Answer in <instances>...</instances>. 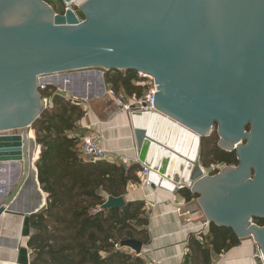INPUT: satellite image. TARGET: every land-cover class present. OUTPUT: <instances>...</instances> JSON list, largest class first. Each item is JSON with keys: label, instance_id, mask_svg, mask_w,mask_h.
Masks as SVG:
<instances>
[{"label": "water", "instance_id": "obj_1", "mask_svg": "<svg viewBox=\"0 0 264 264\" xmlns=\"http://www.w3.org/2000/svg\"><path fill=\"white\" fill-rule=\"evenodd\" d=\"M60 1L63 13L45 0H0V168L21 167L0 217L31 174L36 185L39 149L30 133L43 111L42 78L133 71L157 90V114H131L138 162L173 193L198 195L205 221L253 240L264 264V226L254 224L264 219V0ZM214 131L238 164L210 176L201 140ZM41 203L23 216L39 213ZM124 206L122 197H108L101 209ZM119 247L142 252L135 240Z\"/></svg>", "mask_w": 264, "mask_h": 264}, {"label": "trees", "instance_id": "obj_2", "mask_svg": "<svg viewBox=\"0 0 264 264\" xmlns=\"http://www.w3.org/2000/svg\"><path fill=\"white\" fill-rule=\"evenodd\" d=\"M45 1L53 7L51 1ZM103 78L115 96L121 91L140 96L146 90L136 85L133 71H106ZM39 93L41 99H51V107L43 109L31 127L40 148L35 163L37 183L46 201L44 208L29 218L33 234L27 246L36 251L30 264H145L142 258L119 248L123 241L135 240L142 247L148 243L145 204L128 202L122 209H101L106 198L122 197L128 184L139 182L140 166L83 160L75 125L85 116L84 110L55 95L53 86ZM217 144L215 131L201 140L202 165L237 166L235 153L225 152ZM179 194L186 202L198 198L188 189ZM254 224L262 227L264 219L254 220ZM239 243L230 229L210 224L206 234L189 236L188 262L214 264L215 257Z\"/></svg>", "mask_w": 264, "mask_h": 264}, {"label": "crops", "instance_id": "obj_3", "mask_svg": "<svg viewBox=\"0 0 264 264\" xmlns=\"http://www.w3.org/2000/svg\"><path fill=\"white\" fill-rule=\"evenodd\" d=\"M48 1H51L56 13L62 12L64 5L61 1ZM103 74L101 78L96 71L56 74L45 77L44 83L55 87L58 95L66 98L69 103L81 102L80 107L84 110L85 116L75 125V137L79 139L102 131L105 142L101 144V148L108 153L107 161L127 167L124 160L134 162L137 159L132 135L134 120L131 117L132 113H120L109 93L111 90L105 83ZM67 76H70L69 81H65ZM136 85L139 86L138 81ZM117 95L128 96L122 91ZM31 133L35 142L34 134L32 131ZM35 147L40 149L36 144ZM82 159L85 160L83 157ZM206 169L210 170L209 167ZM20 175L21 167L17 164L0 168V207L17 185ZM165 182L156 184L154 189L143 186L140 181L136 184L130 183L122 196L125 203L143 202L145 210L149 204L153 205L147 217L148 243L142 247L138 257L142 258L145 264L151 259L160 261L161 264H189L187 258L189 236L206 234L210 224L208 223V227L203 225L205 219L201 216L198 198L186 202L179 192L173 193L172 183ZM40 201L45 205L46 195L37 183V176L34 185V175L31 174L29 183L12 211L0 217V264L31 263L34 254L28 248L27 242L33 234L29 223V218L33 214L24 217L23 213L35 210ZM239 241V245L215 257L214 264H261L255 256L256 243L251 239ZM120 249L126 254L135 255L130 249Z\"/></svg>", "mask_w": 264, "mask_h": 264}, {"label": "built area", "instance_id": "obj_4", "mask_svg": "<svg viewBox=\"0 0 264 264\" xmlns=\"http://www.w3.org/2000/svg\"><path fill=\"white\" fill-rule=\"evenodd\" d=\"M136 77L138 79V85L142 88H145L146 90L142 93L140 96L132 95V96H115L111 91L109 92L111 97L114 99L115 105L118 107L120 113L122 114H130L133 112L139 113L141 115H153L157 114V111L152 108L151 105V96L152 93L157 92V90H154L155 84L152 82V78L149 76H146L141 73H136ZM44 79V77L42 78ZM48 85L44 82L39 83V91H44ZM55 95H58V92L55 93ZM60 96V95H58ZM43 102V109L50 108L51 107V99H41ZM73 105L80 107L81 102L79 101H72ZM81 141V154L82 157L89 162H100V161H106L108 157V153L101 148V144L104 143V138L102 135V131H98L95 134L85 136L82 138H79ZM124 163L129 166V164H138L141 168L140 172H138V178L140 183L143 186H146L148 188L154 189V186L157 184L154 182L155 175H157L155 172H152L150 168L145 167L144 165L140 164L137 159H135L134 162H129L124 160ZM220 166H211L209 171H215L220 170ZM99 207L95 209L93 212L97 213L99 211ZM153 209V205L149 204L146 206V216L148 217V213ZM204 227H208V222H204ZM201 241V239H199ZM257 260L263 264V257L260 252L259 247L257 246V254L255 255ZM148 264H161L160 261L151 259L148 261Z\"/></svg>", "mask_w": 264, "mask_h": 264}, {"label": "rangeland", "instance_id": "obj_5", "mask_svg": "<svg viewBox=\"0 0 264 264\" xmlns=\"http://www.w3.org/2000/svg\"><path fill=\"white\" fill-rule=\"evenodd\" d=\"M71 8H72L74 11L77 10L76 12H77V15H78V13H79V12H78V7H77V6H72ZM64 9H65V7L63 8L62 13H63ZM78 17H79V15H78ZM79 19H80L81 21L83 20V18H81V17H79ZM34 168H35V164H34ZM209 168H210V167H209ZM223 168H224V166H220L219 169L222 170ZM214 174H215V173H214L213 171H210V172H209V175H210V176H213ZM201 216H202V213H201ZM202 217H203V216H202Z\"/></svg>", "mask_w": 264, "mask_h": 264}, {"label": "bare ground", "instance_id": "obj_6", "mask_svg": "<svg viewBox=\"0 0 264 264\" xmlns=\"http://www.w3.org/2000/svg\"><path fill=\"white\" fill-rule=\"evenodd\" d=\"M142 121H143V119H138V120H135V123L140 124V123H142ZM31 135H32V133H30V136ZM154 182L157 183V184H159V183L160 184H165L166 183L165 181L159 179L158 175H155Z\"/></svg>", "mask_w": 264, "mask_h": 264}, {"label": "flooded vegetation", "instance_id": "obj_7", "mask_svg": "<svg viewBox=\"0 0 264 264\" xmlns=\"http://www.w3.org/2000/svg\"><path fill=\"white\" fill-rule=\"evenodd\" d=\"M219 171V170H218Z\"/></svg>", "mask_w": 264, "mask_h": 264}]
</instances>
